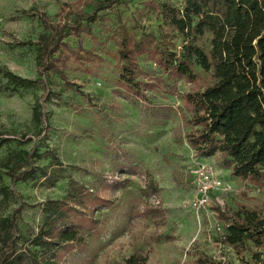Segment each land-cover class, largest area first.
I'll return each mask as SVG.
<instances>
[{
    "label": "rangeland",
    "instance_id": "obj_1",
    "mask_svg": "<svg viewBox=\"0 0 264 264\" xmlns=\"http://www.w3.org/2000/svg\"><path fill=\"white\" fill-rule=\"evenodd\" d=\"M95 3L0 0L1 83H6L7 71L36 79L39 37L69 22L75 9L91 11ZM163 3L181 8L184 0H117V6L104 11L94 38L85 37L83 43L103 61L95 62L89 74L70 60L68 84L50 74L49 100L42 99L40 86L0 92V219L10 216L19 202L5 193L17 191L25 242L42 224L45 203L64 199L71 186H84L108 200L95 213L99 231L85 235L86 248L73 250L67 264H127L133 255L135 264H199L204 258L239 264L232 248L222 243L221 214H231L240 205L264 212V184L232 176L218 155L198 157L187 143L190 128L180 117L179 94L188 93L190 84L180 81L178 95L148 91L146 102L115 85V28L124 26L137 38L159 36L165 32L158 14ZM208 39L198 44L208 50ZM172 42L179 45V39ZM139 62L150 77L160 75L146 56ZM37 105L48 116L47 134L33 122ZM24 152L34 154L35 166L47 168L49 179L36 172L11 183L8 172ZM199 165L210 167L222 182L208 194L206 209L195 207Z\"/></svg>",
    "mask_w": 264,
    "mask_h": 264
},
{
    "label": "trees",
    "instance_id": "obj_2",
    "mask_svg": "<svg viewBox=\"0 0 264 264\" xmlns=\"http://www.w3.org/2000/svg\"><path fill=\"white\" fill-rule=\"evenodd\" d=\"M95 2L91 11L77 8L69 22L39 37L36 79L7 71L0 92L40 86L42 99L49 100L53 94L46 78L54 74L68 84L70 60L93 73V64L103 58L84 48V38H94L103 12L117 6V0ZM158 14L165 29L159 36L137 38L124 26L115 28V85L127 96L146 102L148 91L178 95L180 81L190 84L188 93L179 94V111L184 127L190 128L185 138L196 156L218 155L232 176L249 184H264V0H184L181 8L159 4ZM207 36L208 50L198 44ZM70 38L76 42L72 44ZM175 39H179L178 46L172 42ZM144 56L160 75L150 77L144 72L139 62ZM32 119L42 126V133L49 132L48 116L40 105L35 106ZM33 155L24 152L10 168L12 184L36 172L49 179L47 168L35 166ZM5 195L19 202L10 216L0 219V264H67L73 250L86 248L85 235L99 231L96 211L109 205L98 193L71 186L64 199L45 203L42 224L23 242L21 196L15 190ZM221 220L225 223L222 243L232 248L239 264H264L263 210L240 205L231 214H221ZM134 260L133 255L126 263L135 264ZM199 264L234 263L204 258Z\"/></svg>",
    "mask_w": 264,
    "mask_h": 264
},
{
    "label": "built area",
    "instance_id": "obj_3",
    "mask_svg": "<svg viewBox=\"0 0 264 264\" xmlns=\"http://www.w3.org/2000/svg\"><path fill=\"white\" fill-rule=\"evenodd\" d=\"M196 178L197 184L195 191L197 193V198L195 207L197 209H206L209 205L208 194L215 191L216 189H220L222 182L217 176L213 174V171L210 167L203 165L198 166ZM110 183H114V181H111Z\"/></svg>",
    "mask_w": 264,
    "mask_h": 264
}]
</instances>
